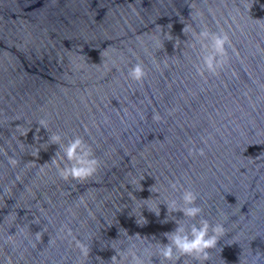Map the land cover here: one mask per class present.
I'll use <instances>...</instances> for the list:
<instances>
[{
	"label": "water",
	"instance_id": "water-1",
	"mask_svg": "<svg viewBox=\"0 0 264 264\" xmlns=\"http://www.w3.org/2000/svg\"><path fill=\"white\" fill-rule=\"evenodd\" d=\"M205 28L230 40L215 74ZM55 133L90 146L93 176L61 178ZM185 189L195 221L164 204ZM204 219L224 231L202 264L264 252V0H0V264H160L175 220Z\"/></svg>",
	"mask_w": 264,
	"mask_h": 264
},
{
	"label": "clouds",
	"instance_id": "clouds-1",
	"mask_svg": "<svg viewBox=\"0 0 264 264\" xmlns=\"http://www.w3.org/2000/svg\"><path fill=\"white\" fill-rule=\"evenodd\" d=\"M192 40L194 48L199 45V50L202 53L200 59L207 71L215 74L219 69L223 68L227 62L225 46L230 45L227 33H215L206 28L200 31L194 29ZM128 76L133 81L140 82L144 79L146 73L141 64H136L129 70ZM153 119L158 121L160 117L157 114L153 116ZM48 142L59 146V150L56 153H63L60 157V164L63 167H58V172L62 179L83 181L96 173L99 162L94 158L90 146L81 137L69 138L68 142L65 143V137L55 133L49 136ZM189 154H192L191 150ZM199 154L203 155V150H200ZM8 159L9 164L13 166L16 164L13 158L9 157ZM170 187L173 191L176 190L175 184H171ZM181 199L183 207H178L175 200L164 203L167 206L168 214L172 215L179 212L183 214L184 218L197 220L202 215L203 210L196 204V194L191 190L185 189L182 192ZM175 224L176 227L172 232L164 234L167 243H158L157 255L160 258V264H165V262L167 264H175V260L180 257H191L202 264L203 261L208 259L209 250L216 247L218 238L224 231L222 225H210L206 219L200 220L198 224L193 223L190 230H186L176 220ZM135 236H129V239ZM79 247L82 253L87 254L88 249L85 245L80 244ZM125 252L131 256L130 264H144L142 257L131 249H126ZM261 258H264V252L259 251L254 257L253 264H257V261L261 260ZM111 261L112 264H117L115 255L111 258Z\"/></svg>",
	"mask_w": 264,
	"mask_h": 264
}]
</instances>
